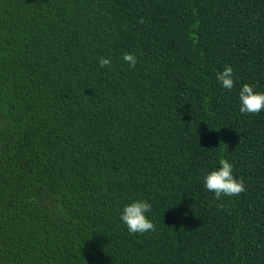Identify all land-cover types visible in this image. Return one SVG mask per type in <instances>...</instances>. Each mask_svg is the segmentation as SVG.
Wrapping results in <instances>:
<instances>
[{"label": "trees", "instance_id": "trees-1", "mask_svg": "<svg viewBox=\"0 0 264 264\" xmlns=\"http://www.w3.org/2000/svg\"><path fill=\"white\" fill-rule=\"evenodd\" d=\"M245 83L264 92V0H0V264H264ZM221 158L246 191L217 200ZM134 200L155 231H128Z\"/></svg>", "mask_w": 264, "mask_h": 264}, {"label": "clouds", "instance_id": "clouds-1", "mask_svg": "<svg viewBox=\"0 0 264 264\" xmlns=\"http://www.w3.org/2000/svg\"><path fill=\"white\" fill-rule=\"evenodd\" d=\"M122 59L134 68L137 58L131 53H124ZM101 67L111 66V60L105 57L98 58ZM216 79L222 87L231 90L234 87V73L231 66L226 65L218 72ZM239 111L244 114H257L264 110V92L254 91L250 84H243L239 90ZM219 167L208 172L204 177L206 190L214 193L217 200L222 196L235 197L246 191L242 179L233 175V164L227 159L219 160ZM151 211V204L144 200H134L123 207L121 220L130 233L144 234L155 231V225L146 213Z\"/></svg>", "mask_w": 264, "mask_h": 264}]
</instances>
